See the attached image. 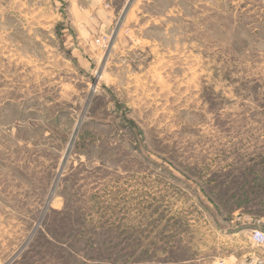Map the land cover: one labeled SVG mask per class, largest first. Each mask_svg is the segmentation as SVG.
Wrapping results in <instances>:
<instances>
[{"label": "rangeland", "instance_id": "obj_1", "mask_svg": "<svg viewBox=\"0 0 264 264\" xmlns=\"http://www.w3.org/2000/svg\"><path fill=\"white\" fill-rule=\"evenodd\" d=\"M264 229V0H0V264H238Z\"/></svg>", "mask_w": 264, "mask_h": 264}, {"label": "built area", "instance_id": "obj_2", "mask_svg": "<svg viewBox=\"0 0 264 264\" xmlns=\"http://www.w3.org/2000/svg\"><path fill=\"white\" fill-rule=\"evenodd\" d=\"M250 240L257 247L264 248V230L260 228H253L250 233ZM259 258L261 259L255 258L251 260H246L244 263L241 264H264V255ZM216 264H238V263L221 259L217 261Z\"/></svg>", "mask_w": 264, "mask_h": 264}, {"label": "bare ground", "instance_id": "obj_3", "mask_svg": "<svg viewBox=\"0 0 264 264\" xmlns=\"http://www.w3.org/2000/svg\"><path fill=\"white\" fill-rule=\"evenodd\" d=\"M261 229V228H260ZM264 230V229H263Z\"/></svg>", "mask_w": 264, "mask_h": 264}]
</instances>
